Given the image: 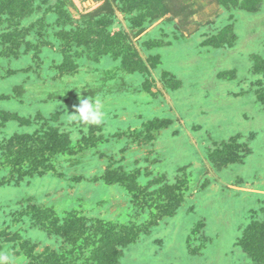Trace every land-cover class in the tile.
Segmentation results:
<instances>
[{
    "label": "rangeland",
    "instance_id": "obj_1",
    "mask_svg": "<svg viewBox=\"0 0 264 264\" xmlns=\"http://www.w3.org/2000/svg\"><path fill=\"white\" fill-rule=\"evenodd\" d=\"M5 2L9 264H94L104 222L141 230L123 264H264V0ZM88 97L103 121L70 122Z\"/></svg>",
    "mask_w": 264,
    "mask_h": 264
},
{
    "label": "trees",
    "instance_id": "obj_2",
    "mask_svg": "<svg viewBox=\"0 0 264 264\" xmlns=\"http://www.w3.org/2000/svg\"><path fill=\"white\" fill-rule=\"evenodd\" d=\"M1 1V0H0ZM6 1V0H5ZM29 0H8V2H5L8 7L18 4H24L28 3ZM22 9H24V6H22ZM24 11V10H21ZM70 33L73 32V29L66 30ZM96 54H107L110 53V51L104 50V51H98L94 52ZM65 64V62L62 64V66ZM61 66V67H62ZM59 67V66H58ZM44 149H48L47 147H44ZM51 155V154H49ZM40 162H37L35 164L34 162H31L32 166H35L33 168V171H36L38 167H43V165H39ZM108 182V180L106 181ZM137 199V198H136ZM179 202V203H178ZM182 200L177 199V203L180 204ZM45 212H48L46 210ZM169 214V212H166ZM76 214V213H75ZM82 219V217H81ZM70 222L66 221L63 225L64 232H66V237L70 244L74 243L73 246L85 235L86 229L83 227L76 228L73 224H69ZM116 226V228H115ZM95 232L92 233V238L90 236L87 237V239H93L94 242H98L99 244L98 248L96 250L93 249L92 253V259L94 264H123L122 262V256H123V250L129 246L130 244L134 243L139 235L141 234V230L137 228L135 230L134 226H117L112 225L110 222H104L102 225H96V228L94 230ZM100 232V233H99ZM97 233V234H96ZM3 235V232L0 231V237ZM99 235V236H98ZM95 237V238H94ZM50 250H47L45 257L40 258L41 262L39 264H59L58 261H52L51 258H53V252L49 253ZM52 254V257H51ZM59 258H62L60 256ZM38 260H34L33 262L38 264Z\"/></svg>",
    "mask_w": 264,
    "mask_h": 264
},
{
    "label": "clouds",
    "instance_id": "obj_3",
    "mask_svg": "<svg viewBox=\"0 0 264 264\" xmlns=\"http://www.w3.org/2000/svg\"><path fill=\"white\" fill-rule=\"evenodd\" d=\"M102 102L99 98L95 100L91 98H82L78 105H75V112L68 114L70 122L79 121L86 124L99 125L104 119V112L102 111ZM10 258L8 255L0 253V264H9Z\"/></svg>",
    "mask_w": 264,
    "mask_h": 264
}]
</instances>
